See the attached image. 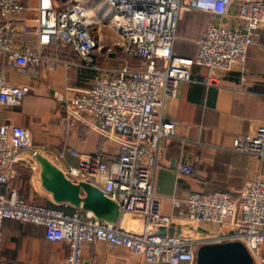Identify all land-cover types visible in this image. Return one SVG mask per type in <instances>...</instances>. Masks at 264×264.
<instances>
[{
	"label": "built area",
	"instance_id": "2783aa9c",
	"mask_svg": "<svg viewBox=\"0 0 264 264\" xmlns=\"http://www.w3.org/2000/svg\"><path fill=\"white\" fill-rule=\"evenodd\" d=\"M231 6L236 9L237 28L211 25L195 41L191 57L174 52L177 25L185 13L226 17ZM27 11L30 15L21 18ZM262 26L264 0H37L32 8L19 0H0V57L14 71L29 76L38 68L72 66L94 73L80 88L65 87L75 95L65 99L64 121L67 127L93 129L117 145L118 155L105 163L100 151H76L78 164L64 172L73 180L91 181L121 210L112 226L89 213L66 214L25 201L14 183L20 174L15 165L23 151L40 148L29 129L1 123L0 225L11 219L43 226L47 241L68 245L63 264H82V245L98 241L123 247L148 264H194L200 245L240 241L254 264H264V180L245 181L235 198L221 190L187 193L173 215L162 213L161 200L153 191L160 145L175 137V122L162 112L166 99L174 97L181 84L195 82L194 67L207 70L201 84L219 86L221 74L243 65ZM27 93V87L11 85L0 67V105H18ZM231 149L264 159V126L234 137ZM32 169H37L35 164ZM178 170L193 172L189 164ZM128 216L143 218L150 226L192 221L213 225L214 232L232 226L234 232L185 241L129 232L122 226Z\"/></svg>",
	"mask_w": 264,
	"mask_h": 264
},
{
	"label": "crops",
	"instance_id": "0c3cea01",
	"mask_svg": "<svg viewBox=\"0 0 264 264\" xmlns=\"http://www.w3.org/2000/svg\"><path fill=\"white\" fill-rule=\"evenodd\" d=\"M36 2L27 0L24 6L32 8ZM30 13H23L21 18ZM186 24L190 28L186 29ZM219 24L238 27L235 6L230 7L226 17L185 13L177 25L174 52L191 57L201 33ZM258 33V43L247 48L243 65L221 74L219 86L201 84L207 70L194 67L195 82L181 84L176 95L166 99L162 112L165 119L175 122V137L162 141L153 173V191L161 200L163 214L177 213L181 209L177 203L182 202L187 193L221 190L235 198L245 181L264 180V159L231 149L234 137L252 134L257 127L264 126V26ZM183 38H186L184 44L177 45ZM63 58L67 57L63 54ZM71 58L75 57L71 55ZM0 67H4L11 85L28 88L18 105H0V124L11 123L29 129L33 143L47 146L46 152L40 151L63 171L67 166L78 164L73 156L76 151H100L105 163L118 155L117 145L104 140L93 129L85 125L67 127L64 121L65 99L75 95L67 93L65 87L86 85L87 79L94 76L93 72L59 66L53 71L38 68L35 75L27 76L14 71L4 57H0ZM59 153H63V158ZM31 161L21 153L15 165L20 174L14 183L25 201L45 207L52 204L54 210L84 216L86 212L52 202L38 182V167L33 170L35 163ZM181 164H189L193 172H179ZM201 226L215 231L213 225ZM44 231L41 225L4 219L0 225V264H63L68 256V245L47 241ZM82 264L148 263L123 247L112 248L98 241L82 245Z\"/></svg>",
	"mask_w": 264,
	"mask_h": 264
},
{
	"label": "water",
	"instance_id": "95a60500",
	"mask_svg": "<svg viewBox=\"0 0 264 264\" xmlns=\"http://www.w3.org/2000/svg\"><path fill=\"white\" fill-rule=\"evenodd\" d=\"M23 154L31 158L38 167V182L56 205H68L75 210L91 214L92 218L105 225H116L120 218V204L89 180H73L55 165L40 150L28 149ZM123 228L129 232H150L168 235L189 241L195 237L213 235L225 237L234 232L232 226L224 225L214 232L192 221L173 222L167 227L150 226L145 219L128 216ZM194 264H254L253 259L240 241H222L200 245L195 253Z\"/></svg>",
	"mask_w": 264,
	"mask_h": 264
},
{
	"label": "rangeland",
	"instance_id": "374dc122",
	"mask_svg": "<svg viewBox=\"0 0 264 264\" xmlns=\"http://www.w3.org/2000/svg\"><path fill=\"white\" fill-rule=\"evenodd\" d=\"M189 26V24H186L185 25V28L187 29V28H190V27H188ZM189 30V29H188ZM186 32V31H185ZM185 37L186 36H188V35H186L185 33H182ZM184 39H186V38H183V39H181V40H178L177 41V45H183L184 44ZM35 144V143H34ZM37 147H39V148H41L40 150H42V151H44V152H46L47 150H48V147L47 146H43V145H41V144H35ZM39 203V202H38Z\"/></svg>",
	"mask_w": 264,
	"mask_h": 264
},
{
	"label": "trees",
	"instance_id": "16d2710c",
	"mask_svg": "<svg viewBox=\"0 0 264 264\" xmlns=\"http://www.w3.org/2000/svg\"><path fill=\"white\" fill-rule=\"evenodd\" d=\"M19 1H20V3H21L22 5H24V4L26 3L27 0H19ZM21 37H23V36H21ZM23 39L26 40V39H29V38L23 37ZM46 206H47V208H51V209L54 207V205H52V204H47ZM71 210H72V212L74 211L73 209H71Z\"/></svg>",
	"mask_w": 264,
	"mask_h": 264
}]
</instances>
